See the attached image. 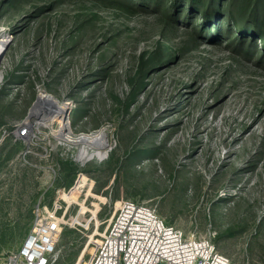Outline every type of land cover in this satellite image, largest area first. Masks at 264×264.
<instances>
[{
    "label": "rangeland",
    "instance_id": "rangeland-1",
    "mask_svg": "<svg viewBox=\"0 0 264 264\" xmlns=\"http://www.w3.org/2000/svg\"><path fill=\"white\" fill-rule=\"evenodd\" d=\"M173 1L0 0L12 37L0 125L27 117L43 90L69 104V136L104 130L109 141L106 158L88 161V145L57 148L50 133V155L5 144L0 254L20 247L41 202L66 223L56 264L88 263L133 200L212 237L232 264H264V42L250 32L240 45L216 19L202 33L206 9L186 18Z\"/></svg>",
    "mask_w": 264,
    "mask_h": 264
},
{
    "label": "built area",
    "instance_id": "built-area-1",
    "mask_svg": "<svg viewBox=\"0 0 264 264\" xmlns=\"http://www.w3.org/2000/svg\"><path fill=\"white\" fill-rule=\"evenodd\" d=\"M5 61L4 55L0 66L4 79ZM41 92L44 91L39 90L27 117L0 125V155L7 142L21 145L24 157L39 151L49 153L51 149L45 143L49 133L55 139V147L66 146L61 137L67 136L68 131L62 129L54 114L47 111L42 116L31 115ZM68 119H71L70 112ZM58 209L51 210L39 202L20 247L0 254V264H56L58 245L66 224L58 215ZM101 237L96 254L87 255L88 263L85 264H232L217 249L212 237L187 235L182 229L168 224L155 206L133 200L120 201Z\"/></svg>",
    "mask_w": 264,
    "mask_h": 264
},
{
    "label": "trees",
    "instance_id": "trees-1",
    "mask_svg": "<svg viewBox=\"0 0 264 264\" xmlns=\"http://www.w3.org/2000/svg\"><path fill=\"white\" fill-rule=\"evenodd\" d=\"M153 2L154 0H146L148 4ZM161 2L162 0H156V6L159 7ZM171 4L169 6L178 12L181 11L183 5H188L186 18H191L195 13L202 14L206 9L208 15L203 16V22H200L202 33L206 32L210 26L212 27V20L216 19L214 23L217 24V33H221L222 21H226L229 32H232L233 26L234 29H239L242 35L239 39L240 45L245 42L250 32L254 41L259 39L264 42V0H174ZM161 59L164 60L163 62L167 61L166 58L161 57Z\"/></svg>",
    "mask_w": 264,
    "mask_h": 264
},
{
    "label": "bare ground",
    "instance_id": "bare-ground-1",
    "mask_svg": "<svg viewBox=\"0 0 264 264\" xmlns=\"http://www.w3.org/2000/svg\"><path fill=\"white\" fill-rule=\"evenodd\" d=\"M12 37L9 36L6 32L0 29V58H2L5 50L9 46V42ZM4 80V74L0 72V84ZM51 104L50 107H46L45 104ZM48 105V106H49ZM47 111L51 112L57 117V122L62 127V129L68 130V114H69V104L59 103L54 97L44 92H41L39 97V103L35 105L32 116H42ZM67 142L74 144H86L89 147H84L80 149L78 153V159L81 161L93 160L95 158H106L108 151L106 150L109 147L108 136L105 134L104 130L98 131L94 134H83L77 138H73L67 134V136L62 135V139ZM85 145V146H86ZM95 145H98L97 149Z\"/></svg>",
    "mask_w": 264,
    "mask_h": 264
},
{
    "label": "water",
    "instance_id": "water-1",
    "mask_svg": "<svg viewBox=\"0 0 264 264\" xmlns=\"http://www.w3.org/2000/svg\"><path fill=\"white\" fill-rule=\"evenodd\" d=\"M8 48H9V46L7 47V49H8ZM7 49L5 50V52H4L3 56H2V58H0V66H1V63H2V59H3L4 55L6 54Z\"/></svg>",
    "mask_w": 264,
    "mask_h": 264
},
{
    "label": "crops",
    "instance_id": "crops-1",
    "mask_svg": "<svg viewBox=\"0 0 264 264\" xmlns=\"http://www.w3.org/2000/svg\"><path fill=\"white\" fill-rule=\"evenodd\" d=\"M27 233H28V232H27ZM27 233H26V234H27ZM26 234H25V235H26Z\"/></svg>",
    "mask_w": 264,
    "mask_h": 264
}]
</instances>
